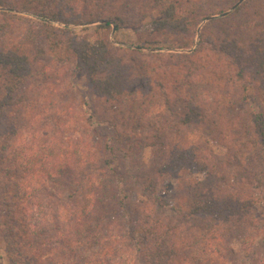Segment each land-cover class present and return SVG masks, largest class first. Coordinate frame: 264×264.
Wrapping results in <instances>:
<instances>
[{"label": "trees", "instance_id": "16d2710c", "mask_svg": "<svg viewBox=\"0 0 264 264\" xmlns=\"http://www.w3.org/2000/svg\"><path fill=\"white\" fill-rule=\"evenodd\" d=\"M213 1L0 0V32L26 19L22 13L38 18L22 42L0 44V241L8 264H194L186 250L202 236L215 257L228 239L238 255L231 264H264V109L241 107L249 97L264 105V0H244L225 16L238 0ZM133 16L129 26L143 32L138 47L114 45L111 27ZM96 21L94 40L68 27ZM143 55L163 63L161 74L137 60ZM65 62L105 107L92 114L96 156L87 145L54 141L66 114L48 102L45 81ZM144 87L159 103L153 113L138 99ZM44 114L51 135L36 146L31 132ZM145 149L153 152L148 166ZM165 186L183 203L168 201ZM178 213L206 227L189 234ZM214 256L202 264H222Z\"/></svg>", "mask_w": 264, "mask_h": 264}, {"label": "rangeland", "instance_id": "374dc122", "mask_svg": "<svg viewBox=\"0 0 264 264\" xmlns=\"http://www.w3.org/2000/svg\"><path fill=\"white\" fill-rule=\"evenodd\" d=\"M220 0H214L212 3H218ZM23 16L30 18L28 20L27 18H20V20H17L16 22L9 25L4 31L0 32V44H3L5 42L13 43L14 45L22 42L24 38V33L26 31L28 23L31 21H36L38 18L31 15L22 13ZM128 25L125 27L120 28L119 30H115L113 26L110 29V39L114 42V45L120 46V47H127L131 49H135L138 46H136L139 41V37L143 34V32H139V30H136L134 27L129 26L130 23H133L134 16L132 18H128ZM206 20H203L205 22ZM100 21L92 22L90 24H83V25H68V27L72 28L74 33L78 37L82 38H88L89 40H94L98 33L96 29V25L100 24ZM55 26L63 28L64 25L60 23H54ZM112 25V24H111ZM142 51H150L147 47H140L139 48ZM151 52H183V50L179 49H169V48H152ZM153 59V60H151ZM137 60L143 61V63L146 64V68L149 69L151 66H156V71L160 73V66L163 65L162 62H159L158 58H151L149 55H143L141 57L137 56ZM151 60V61H150ZM41 65L38 66V68ZM53 71L56 70V73L52 74V76L45 81V92L48 96V102L52 103V106L58 109H63L62 113L66 114L64 115L62 121L65 124H61V129H56L54 136V141L60 140L63 141L65 145L73 144L74 147L77 148L78 151H82V148L84 145H87V150L91 155H97L99 153L98 143L96 139V129H99V126H94V118L92 117V114L96 115V118L98 116H101L103 114L102 110H104V104L102 100L99 97H96L93 95V93L88 89L86 85L85 78L81 76L79 73L76 72L74 65L72 63H62L57 66L52 67ZM158 72H155L156 78L158 76ZM161 74V73H160ZM151 76V82L154 83L155 76L154 74L149 75ZM153 76V77H152ZM50 80V81H49ZM149 82V81H148ZM153 85V84H152ZM152 88L150 87H144L143 92L141 90L137 91L138 93H142L140 96H138V99L140 101H144L142 103L143 107L151 106L152 109L150 111L155 112L157 105L153 104H159L153 97V91H151ZM43 99L41 98L42 101ZM150 102V103H149ZM140 103V102H138ZM149 104V105H148ZM39 108L38 106H36ZM241 107H245L247 109H252L255 111H260L264 109V105L261 101H259L255 97H249V99L241 105ZM39 110V109H38ZM41 110V109H40ZM45 115V114H44ZM47 118V119H46ZM43 119H46V122L48 123V127L51 126V122L49 120V116L45 115L39 122L34 123V126L32 128L33 132H31V136L33 133L36 134L33 138L34 145L39 146V141L47 137L48 135H51V130L48 128L47 132L45 131V126L42 123ZM62 122V123H63ZM91 123V124H90ZM90 125V127H89ZM35 130V131H34ZM28 132V131H27ZM27 136L29 135V132L27 133ZM103 133V129H100L98 131L99 137ZM43 134V137H42ZM26 136V135H25ZM153 152L150 149H145L142 160L144 162V165L148 166L151 162V158ZM143 165V166H144ZM143 166L141 168H143ZM138 172V170H137ZM136 191L135 195L139 196L140 199H142L139 195V186L138 184H135ZM164 197L171 201L172 199H176V201H179L180 203H183V199L181 195H178V191L173 187L165 186L159 190ZM260 210H264L262 206L259 208ZM162 212L169 216L170 215V209L164 208L162 209ZM180 215L178 213L177 218L175 220L180 221V225L186 229V231L189 232V234H199L202 231L203 227H206V225L203 224L202 221H198L197 219H179ZM250 232V230H249ZM237 237V236H235ZM199 241H201L198 245H193L189 249L186 250V253H189V258L193 260L194 264H202L206 260L207 254H212L213 256L216 255L215 252V246H211L214 242H210V240L202 236L199 238ZM223 243L229 244L230 247L226 248L225 251L221 252V255H218L215 257L219 259V261L222 264H231L233 261L238 258V255H236L235 251L232 250L231 241L225 240ZM233 244V242H232ZM237 245V244H233ZM234 248V247H233ZM264 254V252H262ZM209 259V258H208ZM0 264H8L7 258L4 254V247L3 243L0 241Z\"/></svg>", "mask_w": 264, "mask_h": 264}, {"label": "water", "instance_id": "95a60500", "mask_svg": "<svg viewBox=\"0 0 264 264\" xmlns=\"http://www.w3.org/2000/svg\"><path fill=\"white\" fill-rule=\"evenodd\" d=\"M242 1H244V0H238L234 5H232V6L230 7V9H228V10L222 12L220 15H221V16H225V15H227V14L230 13V12H231L236 6H238ZM211 18H213V16H209V17L206 18L205 20H209V19H211ZM100 22H101V21H100Z\"/></svg>", "mask_w": 264, "mask_h": 264}]
</instances>
